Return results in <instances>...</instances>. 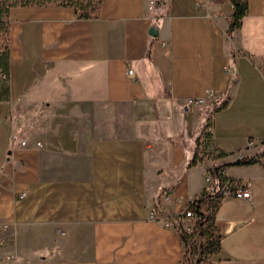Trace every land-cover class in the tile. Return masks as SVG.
Wrapping results in <instances>:
<instances>
[{
    "label": "crops",
    "instance_id": "obj_1",
    "mask_svg": "<svg viewBox=\"0 0 264 264\" xmlns=\"http://www.w3.org/2000/svg\"><path fill=\"white\" fill-rule=\"evenodd\" d=\"M231 10L229 0H102L93 18L69 5L8 9L0 264H181L177 222L215 183L209 167L264 146V0H246L229 35ZM208 114L219 153L188 164ZM220 173L234 181L208 195L216 248L201 264H264V165ZM245 181L249 200L229 194Z\"/></svg>",
    "mask_w": 264,
    "mask_h": 264
},
{
    "label": "trees",
    "instance_id": "obj_2",
    "mask_svg": "<svg viewBox=\"0 0 264 264\" xmlns=\"http://www.w3.org/2000/svg\"><path fill=\"white\" fill-rule=\"evenodd\" d=\"M102 0H0V74L6 73L7 68V51H6V35H7V27H8V16L7 11L10 7L15 6H45V5H69L72 6L76 16L82 18H93L96 16L97 9L100 5ZM232 10L228 17V26H227V33L230 35L231 31L238 27L240 24V19L242 15L246 11V0H229ZM147 54V50H146ZM8 95V87L5 83V78H0V99L6 98ZM224 104V101H221L218 106ZM205 128H209L208 122L206 121L202 126V130ZM196 152L195 149L191 155L188 164L192 163L195 159ZM259 161L254 154H250L241 158H236L233 160L226 161L221 165H212L209 167L208 171L217 185V187H221L225 181L229 183L233 182V179H226L220 173L221 166L223 165H244L250 164L253 162ZM262 165H264V161H260ZM202 201L200 197L195 198V202L197 205ZM209 207L208 213L205 211V215L200 216L199 218L193 220L194 227L200 228L203 225L206 217H210L211 220V212L212 207L214 205L215 199L209 198L208 199ZM187 205H192V202H188ZM193 210H197V206H193ZM212 223V222H211ZM177 228L180 236V240L183 245L186 244L188 238L191 236V232H186L180 221L177 222ZM202 235V231L198 233ZM214 234V233H213ZM210 240V239H208ZM214 243L216 248V235L214 234ZM215 250V249H214ZM212 252V251H211ZM210 252V253H211Z\"/></svg>",
    "mask_w": 264,
    "mask_h": 264
},
{
    "label": "rangeland",
    "instance_id": "obj_3",
    "mask_svg": "<svg viewBox=\"0 0 264 264\" xmlns=\"http://www.w3.org/2000/svg\"><path fill=\"white\" fill-rule=\"evenodd\" d=\"M0 78H2L1 74ZM209 112L210 111H208V113ZM208 119L209 114L206 117L207 122ZM194 144L196 155H200L201 157L214 159L219 153V150L216 149L210 137L208 128L200 130L199 134L194 139ZM257 144L258 143L256 142L254 146H257ZM256 149L257 150L254 155L259 161H264V146H258ZM206 213H208V210ZM180 223L182 224V227L184 225H189L192 229L191 236L184 245V253L181 264L203 263L209 257L210 252L215 249L214 234L210 217L205 218V221L200 228L194 227V222L191 218H183L180 220ZM200 230L202 231V235L198 234Z\"/></svg>",
    "mask_w": 264,
    "mask_h": 264
},
{
    "label": "built area",
    "instance_id": "obj_4",
    "mask_svg": "<svg viewBox=\"0 0 264 264\" xmlns=\"http://www.w3.org/2000/svg\"><path fill=\"white\" fill-rule=\"evenodd\" d=\"M153 3V0H148V6H150ZM128 72L131 71V69L127 70ZM1 76L3 77V75L1 74ZM209 94H206L203 97H199L196 99H188L187 102H191L194 104H200L202 103V101L204 100V98L209 97ZM209 130V128H208ZM24 143V141H21V144ZM36 145H39V142H36ZM224 186V184H223ZM222 186V189H224ZM250 183L249 181H245L243 184L241 185H235L233 186L230 190H229V194L237 197V198H242L245 200H249L250 199ZM216 189L215 183L212 182H208V184H206L203 187V193L199 196L202 200H208V195L214 193ZM24 194V191L20 192L18 196H22ZM192 202V205H186V207L183 210V217L185 218H191V220H195L197 218H199L200 216L205 215V211L202 209V207L200 206V204L197 205V203L195 202V199L189 201ZM193 206H197V210H193ZM183 229L186 232H189L191 230L189 225H184ZM7 258H12V255H8Z\"/></svg>",
    "mask_w": 264,
    "mask_h": 264
},
{
    "label": "water",
    "instance_id": "obj_5",
    "mask_svg": "<svg viewBox=\"0 0 264 264\" xmlns=\"http://www.w3.org/2000/svg\"><path fill=\"white\" fill-rule=\"evenodd\" d=\"M151 31V33H153L154 34V31L153 30H150Z\"/></svg>",
    "mask_w": 264,
    "mask_h": 264
}]
</instances>
